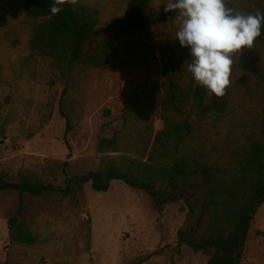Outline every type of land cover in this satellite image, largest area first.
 <instances>
[{
	"label": "rangeland",
	"instance_id": "obj_1",
	"mask_svg": "<svg viewBox=\"0 0 264 264\" xmlns=\"http://www.w3.org/2000/svg\"><path fill=\"white\" fill-rule=\"evenodd\" d=\"M127 1L86 3L98 9V28L106 33L123 17ZM172 2L153 0L147 13L153 23L120 36L113 68L79 70L66 88L50 60L30 54L22 0H0V173L11 181L23 174L61 186L66 178L96 171L105 162L140 160L142 149L148 154L165 118L177 120L174 111L164 113L163 99L170 80L190 59L189 49L175 39L180 19L164 11ZM169 14L174 17L160 22ZM232 59L225 116L196 125L188 143L220 160L264 133V46L254 43ZM61 109L70 116L68 132ZM115 132L127 146L99 154V138ZM17 205L14 192H0V264L206 263L202 254L177 247L187 213L183 202L158 213L144 192L121 182L104 193L86 184L76 202L58 194L27 197L19 219L36 236L32 246L9 242L6 223ZM241 264H264V203L253 218Z\"/></svg>",
	"mask_w": 264,
	"mask_h": 264
},
{
	"label": "trees",
	"instance_id": "obj_2",
	"mask_svg": "<svg viewBox=\"0 0 264 264\" xmlns=\"http://www.w3.org/2000/svg\"><path fill=\"white\" fill-rule=\"evenodd\" d=\"M152 2L128 0L114 30L102 33L98 28L99 11L86 0H62L61 11L56 15L50 11L54 0H22L29 25L28 50L32 56L50 60L67 88L79 70L113 68L120 36L133 35L153 23L147 19ZM224 2L241 14H264V0ZM172 17L164 16L160 22ZM254 43L264 46V26ZM188 63L189 59L179 69L177 78L170 80L162 104L164 113L174 111L177 120L165 118V128L155 135L148 154L142 149L140 160L108 161L96 171L66 178L61 186L23 174L11 181L8 174L0 173V192H14L18 200L16 214L6 223L11 244L36 243V236L19 219L27 197L58 194L76 202L86 184L93 192L104 193L113 182H121L144 192L155 212L162 213L171 204H185L186 217L176 235L178 248L202 254L205 264H241L253 218L264 203V133L249 138L222 160L212 157L199 144L190 146L196 125L208 120L217 122L225 116L231 94L228 88L223 96L209 94L192 79ZM260 79L264 82V72ZM105 114L110 115V111ZM60 115L68 132L70 116L65 109L60 110ZM122 140L120 132L111 138L100 137L97 152L118 153L127 146Z\"/></svg>",
	"mask_w": 264,
	"mask_h": 264
},
{
	"label": "clouds",
	"instance_id": "obj_3",
	"mask_svg": "<svg viewBox=\"0 0 264 264\" xmlns=\"http://www.w3.org/2000/svg\"><path fill=\"white\" fill-rule=\"evenodd\" d=\"M61 3L54 0L53 15L61 11ZM164 11L180 19L175 39L189 49L192 79L209 94L223 96L230 84L232 55L253 47L262 35L264 14H241L226 7L224 0H174Z\"/></svg>",
	"mask_w": 264,
	"mask_h": 264
}]
</instances>
